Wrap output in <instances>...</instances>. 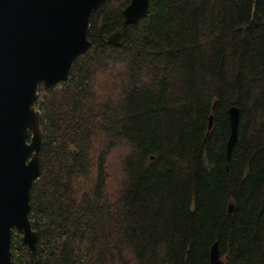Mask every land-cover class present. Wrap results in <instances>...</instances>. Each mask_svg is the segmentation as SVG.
<instances>
[{
  "label": "trees",
  "instance_id": "16d2710c",
  "mask_svg": "<svg viewBox=\"0 0 264 264\" xmlns=\"http://www.w3.org/2000/svg\"><path fill=\"white\" fill-rule=\"evenodd\" d=\"M129 3L91 13L87 52L39 86L36 252L14 229L11 264H211L215 243L264 264V0H148L126 25Z\"/></svg>",
  "mask_w": 264,
  "mask_h": 264
},
{
  "label": "water",
  "instance_id": "95a60500",
  "mask_svg": "<svg viewBox=\"0 0 264 264\" xmlns=\"http://www.w3.org/2000/svg\"><path fill=\"white\" fill-rule=\"evenodd\" d=\"M105 1L0 0V264L12 262L14 229L36 252L37 233L28 211L43 142L35 108L39 86L50 91L67 79L72 62L90 47V15ZM147 7L148 0H130L123 10L125 24L136 23ZM121 38V33H115L106 40L117 45ZM228 115L227 157L237 140L239 110L232 107ZM212 121L211 116L208 131ZM210 261L220 264L217 243L211 248Z\"/></svg>",
  "mask_w": 264,
  "mask_h": 264
}]
</instances>
